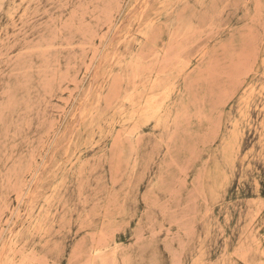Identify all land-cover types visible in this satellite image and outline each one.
I'll list each match as a JSON object with an SVG mask.
<instances>
[{"label":"rangeland","instance_id":"rangeland-1","mask_svg":"<svg viewBox=\"0 0 264 264\" xmlns=\"http://www.w3.org/2000/svg\"><path fill=\"white\" fill-rule=\"evenodd\" d=\"M0 264H264V0H0Z\"/></svg>","mask_w":264,"mask_h":264}]
</instances>
